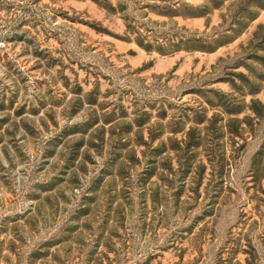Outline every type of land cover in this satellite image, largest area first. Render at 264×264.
<instances>
[{
	"label": "rangeland",
	"instance_id": "374dc122",
	"mask_svg": "<svg viewBox=\"0 0 264 264\" xmlns=\"http://www.w3.org/2000/svg\"><path fill=\"white\" fill-rule=\"evenodd\" d=\"M0 264H264V0H0Z\"/></svg>",
	"mask_w": 264,
	"mask_h": 264
},
{
	"label": "trees",
	"instance_id": "16d2710c",
	"mask_svg": "<svg viewBox=\"0 0 264 264\" xmlns=\"http://www.w3.org/2000/svg\"><path fill=\"white\" fill-rule=\"evenodd\" d=\"M141 46H143L146 50L150 51L151 48H150V45H143V43H140Z\"/></svg>",
	"mask_w": 264,
	"mask_h": 264
}]
</instances>
